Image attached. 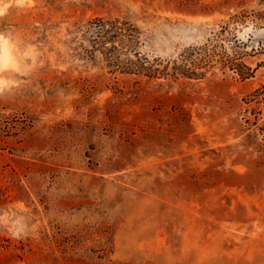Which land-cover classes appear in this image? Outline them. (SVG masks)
Here are the masks:
<instances>
[{
	"label": "rangeland",
	"instance_id": "rangeland-1",
	"mask_svg": "<svg viewBox=\"0 0 264 264\" xmlns=\"http://www.w3.org/2000/svg\"><path fill=\"white\" fill-rule=\"evenodd\" d=\"M4 41L0 264H264V0H0Z\"/></svg>",
	"mask_w": 264,
	"mask_h": 264
},
{
	"label": "bare ground",
	"instance_id": "bare-ground-1",
	"mask_svg": "<svg viewBox=\"0 0 264 264\" xmlns=\"http://www.w3.org/2000/svg\"><path fill=\"white\" fill-rule=\"evenodd\" d=\"M13 50L9 42H3L0 49V60L2 63H6L12 59Z\"/></svg>",
	"mask_w": 264,
	"mask_h": 264
},
{
	"label": "trees",
	"instance_id": "trees-1",
	"mask_svg": "<svg viewBox=\"0 0 264 264\" xmlns=\"http://www.w3.org/2000/svg\"><path fill=\"white\" fill-rule=\"evenodd\" d=\"M93 26L97 27L98 32L105 29V24H103L102 22H99L98 24H93Z\"/></svg>",
	"mask_w": 264,
	"mask_h": 264
},
{
	"label": "clouds",
	"instance_id": "clouds-1",
	"mask_svg": "<svg viewBox=\"0 0 264 264\" xmlns=\"http://www.w3.org/2000/svg\"><path fill=\"white\" fill-rule=\"evenodd\" d=\"M17 2L20 3V4H22L23 3V0H17ZM7 7H8V5L5 4L4 5V8L6 9ZM5 42H7V41H5Z\"/></svg>",
	"mask_w": 264,
	"mask_h": 264
}]
</instances>
